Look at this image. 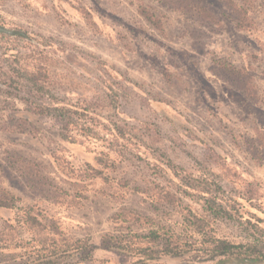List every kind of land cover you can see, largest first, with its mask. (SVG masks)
<instances>
[{"label":"rangeland","instance_id":"374dc122","mask_svg":"<svg viewBox=\"0 0 264 264\" xmlns=\"http://www.w3.org/2000/svg\"><path fill=\"white\" fill-rule=\"evenodd\" d=\"M138 1L0 0V33L11 35L13 30H21L46 39L53 59L52 91L58 98L92 105L104 118L133 128L139 136L129 142L128 153L118 147L122 154H110L114 165L101 169L105 181L88 180L77 187L73 181L80 169L86 170L88 164L99 169L94 159L104 150L102 142L90 137H81V143L75 144L62 141L59 122L29 116L24 103L0 95V119L30 118V133L9 135L0 130V160L9 152L39 163L49 182L80 196L68 205L51 204L28 191L17 174H7L1 183L18 203L15 210L0 209V229L4 221L17 218L19 235L28 239L21 216L32 206L47 220H55L66 237L92 244L93 259L84 264H264V238L257 233L264 232V151L252 157L244 145L254 138L255 129L264 131V101H246L213 65L221 60L247 68L264 100L260 8L264 0L248 4L254 8L256 25L247 32L235 30L230 12L217 0L201 1L218 16L220 25L202 24L145 0L161 15L162 33L137 14ZM98 136L108 139L101 128ZM163 154L187 173L218 175L228 197L238 201L239 217L218 222L213 227L216 236L234 245L252 243L254 238L259 241L261 256L246 257L247 263L243 256L209 261L203 251L195 250L181 258L161 254L148 258L103 247L106 236L145 234L160 227H171L181 239L189 237L183 231L181 208L156 209L149 197L153 176L148 156L164 158ZM135 188L141 193L134 192ZM182 201L199 209V200ZM120 210L151 222L118 227L112 216ZM3 252V264H25L24 257Z\"/></svg>","mask_w":264,"mask_h":264},{"label":"trees","instance_id":"16d2710c","mask_svg":"<svg viewBox=\"0 0 264 264\" xmlns=\"http://www.w3.org/2000/svg\"><path fill=\"white\" fill-rule=\"evenodd\" d=\"M150 1L202 24H221L218 16L201 0ZM217 1L230 12L236 31L247 32L255 28L256 21L252 14L254 8L248 5L253 3L251 0H242V3L233 0ZM260 8L264 21V1ZM135 9L148 26L159 33L163 32L161 15L151 9L145 0H139ZM0 27L3 28V24L0 23ZM12 32L11 35L0 33V95L24 103L29 116L37 115L59 122L61 128L58 137L62 141L81 143V137L101 141L104 150L96 154L94 159L99 169L86 165V170L80 169L74 176L73 185L82 187L85 181L100 178L105 181L101 169L114 165L110 162V154H122L118 147L126 152L129 142L139 136L133 128L104 118L92 105L66 103L58 98L52 91L53 59L46 48V39L40 36L33 38L21 30ZM213 65L225 82L246 101L251 104L264 101L253 74L247 68L236 67L221 60L215 61ZM29 116L10 117L9 121L0 119V130L9 135L30 133L27 130ZM98 127L107 131V140L98 136ZM254 131V138L245 141L244 145L252 157H257L264 151V131ZM120 142L123 144L120 145ZM140 144L144 146L146 142L141 141ZM162 157L148 156L149 170L153 176L152 187L149 189L151 203L156 209L158 206L181 208L183 231L189 237L181 239L180 234L171 227H160L145 234L106 236L102 238L103 247L124 255L148 258L156 254L181 258L195 250L203 251L209 261L223 256H243V262L247 263L246 257L261 256L259 241L255 242L254 238L252 243L234 245L216 236L213 227L218 222L237 221L239 217L236 208L239 203L228 197L227 191L217 180L218 175L203 171L200 175H193L175 165L166 154ZM40 167L39 163L21 155L6 152L0 160V209H17L18 198L1 183L5 175L10 173L17 174L26 189L40 200L55 205L75 203L74 198L80 197L78 192L75 191L73 197L74 193L70 194L49 182ZM133 191L141 193L139 188ZM182 198L199 200V209L184 204ZM143 220L148 224L151 222V219L123 210L112 216V223L118 227ZM18 222L17 218L3 222L0 229V264L4 261L3 251H12L24 257L25 264H84L92 261V244L86 240L66 237L55 220H47L35 207L28 206L21 216V224L28 233V239L19 235L16 229ZM257 233L263 234L264 238L263 230ZM73 260L76 261L71 262Z\"/></svg>","mask_w":264,"mask_h":264}]
</instances>
